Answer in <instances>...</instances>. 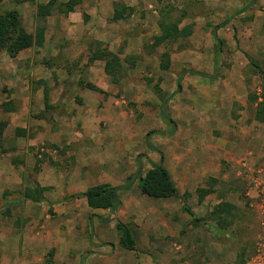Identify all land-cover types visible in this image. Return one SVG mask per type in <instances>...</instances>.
Here are the masks:
<instances>
[{
    "label": "rangeland",
    "instance_id": "1",
    "mask_svg": "<svg viewBox=\"0 0 264 264\" xmlns=\"http://www.w3.org/2000/svg\"><path fill=\"white\" fill-rule=\"evenodd\" d=\"M38 3L0 1V12L19 11L27 32L45 28L42 46L15 57L0 53V121L6 122L0 137V218L6 243L8 235L15 238L20 263L31 264V239L49 248L41 254V264H78L85 252L111 255L113 249L100 243L110 239L117 246L115 229L103 225L105 230L92 236L96 246L90 245L84 225L89 213L80 198L69 196L98 183L120 185L138 162L143 174L159 158L150 146L158 149L173 135L183 144L196 135L203 148L228 143L232 159L212 154L220 163L217 172L227 179L207 183L222 186L215 195L227 201L211 203L209 209L221 213L227 226L221 230L215 221L208 222L213 217L208 210V216L194 215L202 218L193 225L196 248L189 261L184 249L183 263L248 264L260 235L255 207L264 195V124L253 119L256 104L249 96L260 93L262 80L247 56L256 62L264 58V0H98L97 16L90 20L81 6L76 9L81 13L77 23L56 6L49 16H37ZM122 4L135 5L128 17L113 21L114 5ZM165 15L179 18V27L191 25L192 33L152 47ZM98 43L118 56L115 74L105 71L104 61H89ZM163 53L169 57L167 70L159 67ZM186 69L203 75L184 73L174 93L176 79ZM86 83L104 93L86 88ZM161 108L172 123L162 120ZM150 131L154 133L146 137ZM161 131L165 137L157 133ZM35 184L46 188L39 203L24 199L26 187ZM126 192L120 191L122 196ZM64 200L76 203L83 215L55 213L52 205L59 209ZM173 201L183 212L190 203L181 196ZM162 234L156 240L158 234L149 233L150 246L140 244L133 253L137 264L171 263L173 239Z\"/></svg>",
    "mask_w": 264,
    "mask_h": 264
},
{
    "label": "crops",
    "instance_id": "2",
    "mask_svg": "<svg viewBox=\"0 0 264 264\" xmlns=\"http://www.w3.org/2000/svg\"><path fill=\"white\" fill-rule=\"evenodd\" d=\"M58 1L65 2L66 0H58ZM92 1L94 2L92 3V5L91 4L88 5L87 0H83L81 3L82 4L81 8L82 10L85 11V13H87L89 20L90 17L97 16L95 14L96 13L95 9H97V7L94 4H96L98 0H92ZM39 2L45 3L47 2V0H39ZM123 5L129 8H133L135 4H123ZM80 17H81V13L79 10L70 12L66 16V18L69 21L76 23L78 21H81ZM94 20L95 18H91L92 22ZM145 25H147V22L145 23ZM162 136L165 137L166 134ZM169 138L171 139L163 140L161 147L154 150L160 153L157 162L161 157L163 166L167 169L171 177V180L173 181V183L177 188V196H172L168 198H155V199H162L161 201L156 202L150 199L153 197H148L146 195H143L140 192L137 185L136 186L131 185V188L127 190L124 196H122L120 192L118 193L119 199L121 201V205L116 213V217L119 220L128 224V227L133 233L137 250L139 247H141L140 244L147 245V247L150 246V244H148V241H150L149 240L150 237L148 236L150 232L156 233V235L158 234L156 240H159V235H163L162 233L164 232L171 234L170 236L173 239L172 246H174L175 249H177V252H175L173 249L174 247H172V256L170 258L171 261L170 264H185L183 263L185 262L186 259L184 254V249H186V255L188 256L186 261H189V255H191V253L196 248V245L191 242V235L196 234L195 227H193L194 223L192 220L193 218L192 216L200 213L206 215L208 214L207 210L209 211V213H211L212 208L209 209L211 203L212 205H215V203L217 204L220 202L225 203L227 201L226 198L224 200V198L222 197L219 198L215 195L218 192L222 191V186L211 187L213 190L212 193L203 197H200L197 192L198 188L208 186L207 182L210 178H214L215 181L220 180V182H222L221 181L222 179H227V176L219 174L220 172H217L216 168H218L220 163L219 160L218 161L215 160V157L212 154L213 153L220 154L227 161L232 159V157L228 151V145H227L228 143L225 141H223L222 143L223 146L220 144L219 145L211 144V146L203 148L198 145L199 138H196V135L193 136V138L189 140L187 143H183V144L182 143L180 144L181 139L176 138V136L174 135ZM213 138L214 137H212V140ZM204 150L208 155L206 154L201 155L200 152H203ZM180 196L183 199L190 202L187 208L191 211L192 215H190L186 210L183 212L181 210L183 206L180 205L179 202L175 203L173 201L174 199ZM79 200L81 201L80 205L81 206L84 205L86 207L85 214L89 213L90 215L94 213L101 216L107 215V211L104 209L89 208L84 198H80ZM52 206L54 207L53 211L58 215H63L65 217L70 216L74 218L77 217L80 218L79 215H83L82 212L83 210L80 211L76 207V203H74L72 200L71 201L64 200L59 209L55 208L54 204ZM154 206L155 208H152ZM149 208L152 209L148 211ZM220 216L222 217L221 213ZM157 218L158 221L156 220ZM207 218H208L207 219L208 222L215 224L214 223L215 220H212V217L211 218L207 217ZM87 219L88 217H86V220H84V225L86 226V228H87ZM75 220L76 219H74L73 221L76 222ZM0 222L2 223V224L0 223V264H21L19 261V254L17 251L18 248L14 243L15 238H11L10 237L11 235H8V240L6 243L4 239L5 234H3V232L5 231V227L3 226V223H5V221H2V219L0 218ZM181 223H183V227L180 229ZM103 225H107V227L112 231L115 229V221H110L105 224H100L96 222V226H94L93 223V234L94 233L97 234L98 231H104L105 228L103 227ZM185 226L186 228H184ZM11 230L9 232L7 231L6 232L10 234ZM140 232L143 233L141 234L142 236L139 242L138 234ZM182 232L184 235H182L181 238ZM115 233H116V229L113 232V236H114L113 238L115 237L117 238V235L115 236ZM108 244H112L113 247L115 246L114 248H112L113 251L112 250L109 251L111 255H107V253L100 254L97 252H92L91 253L92 255L86 257L85 264H137L136 259H138V257L136 254H133V253H137V251L134 252L131 250L123 249L118 245L116 246L114 245V241L110 239L104 240V242L100 243V245H107V246ZM47 249L49 248H46L44 245L34 244L31 239V264H41L43 262V257H42L43 255L41 254H43ZM90 250L93 249L90 248ZM180 250L181 251L183 250L181 254L178 253L180 252ZM103 251L105 252L107 250H103ZM82 254L80 255L79 259L81 258ZM7 255L9 256L8 257L9 259L5 260L4 256ZM117 255H119L120 257H117ZM116 257L119 259V261L118 263H116L115 261L113 263V259H115Z\"/></svg>",
    "mask_w": 264,
    "mask_h": 264
},
{
    "label": "trees",
    "instance_id": "3",
    "mask_svg": "<svg viewBox=\"0 0 264 264\" xmlns=\"http://www.w3.org/2000/svg\"><path fill=\"white\" fill-rule=\"evenodd\" d=\"M1 1V0H0ZM30 1L34 2V0H15L16 3ZM56 0H48L45 3H38L36 5V14L41 18H45L51 14V10L56 6L57 11L60 14L67 15L70 12H74L76 9L80 8L82 0H66L65 2H60L56 4ZM246 8H241L240 12H243ZM131 8L125 5H114L112 20H120L125 19L130 15ZM85 18V15L83 14ZM180 19L176 18L174 20L169 19L168 15L161 16L160 21L158 22L159 34L154 37L152 47H157L160 44L170 41H176L179 38H186L192 33V26L186 25L184 27H179ZM44 31L45 28L43 26H38L35 30V33L32 34L27 32L22 26L21 16L19 11L14 7L0 12V53L6 52L10 57H15L19 52L31 48L32 46L40 47L44 42ZM214 37L216 34L212 31ZM249 59L250 66L255 70L256 73L260 75L262 80V85L260 87V93L258 95L251 94L249 96V100L256 104L254 110L253 119L258 122L264 124V58L260 62L254 61L252 58L247 56ZM102 60L105 63V71L109 74H115L119 67L120 61L116 54L106 50L105 48L99 47V43L97 47L92 51L91 56L89 57V61ZM160 69L167 70L169 68V57L167 53H163L161 56V61L159 64ZM184 73L189 74H199L193 70H183L176 79V90L175 93L179 90L180 85L178 84L179 77ZM203 75V74H199ZM210 78H214V74L210 76ZM85 87L96 91L99 93H104V91L98 88L96 85L91 83H86ZM1 91H5L3 88ZM171 97V96H169ZM7 102L3 104L6 106ZM5 110L9 111L5 107ZM160 115L162 120L165 122L172 123V119L170 116L164 112V109H160ZM6 126L5 121H0V137ZM174 129L172 126L171 131ZM153 131L147 133L146 137H148ZM160 135H164V132H157ZM168 134V133H167ZM150 149H155L150 146ZM141 165L138 162V166L136 171L128 176L125 181L120 185H110L108 183H98L92 186H89L85 189V191L72 194L70 198H84L86 204L91 209H104L107 211L106 216H101L97 214H90L87 219V229L89 231V244L95 246V243L92 241L93 235V223L98 222L100 224H105L110 221H115V229L117 235V245L123 249L131 250L136 252V242L133 236L132 231L128 227V224L119 220L116 217V213L121 205V201L119 199L118 193L121 190H128L131 185L136 181L137 186L140 192L143 195L153 198H168L172 196H177V188L171 177L167 171V169L162 164V158L160 157L158 162H151L150 168L146 170V172L142 175L141 173ZM213 181L209 179L208 181ZM209 183V182H207ZM211 183V182H210ZM208 185V184H207ZM46 190L45 187L40 186L39 184H35L34 187H26L24 191V199L29 200L33 203H39L43 192ZM211 184L207 187H200L197 189V192L200 197L206 196L212 193ZM190 215H192L191 211L184 207ZM218 212V211H217ZM212 218L215 219L216 225H219V229L223 230L227 226V222L223 220L219 213L214 214L211 212ZM193 217V223L201 221L202 218ZM108 246L112 249L113 245L108 244ZM90 252H85L82 254L81 258L78 261V264H85V258ZM48 261L52 263V251L48 254Z\"/></svg>",
    "mask_w": 264,
    "mask_h": 264
},
{
    "label": "built area",
    "instance_id": "4",
    "mask_svg": "<svg viewBox=\"0 0 264 264\" xmlns=\"http://www.w3.org/2000/svg\"><path fill=\"white\" fill-rule=\"evenodd\" d=\"M252 182L257 183L255 180H252ZM259 200L255 209L258 215L260 235L254 245L248 264H264V195Z\"/></svg>",
    "mask_w": 264,
    "mask_h": 264
}]
</instances>
